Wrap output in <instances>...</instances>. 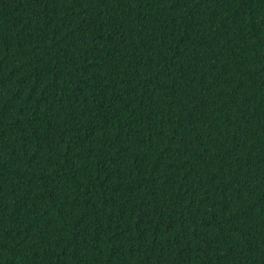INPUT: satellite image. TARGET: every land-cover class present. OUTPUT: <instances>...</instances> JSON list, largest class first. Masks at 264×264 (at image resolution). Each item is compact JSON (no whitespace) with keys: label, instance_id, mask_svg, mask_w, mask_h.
Here are the masks:
<instances>
[{"label":"trees","instance_id":"trees-1","mask_svg":"<svg viewBox=\"0 0 264 264\" xmlns=\"http://www.w3.org/2000/svg\"><path fill=\"white\" fill-rule=\"evenodd\" d=\"M0 264H264V0H0Z\"/></svg>","mask_w":264,"mask_h":264}]
</instances>
